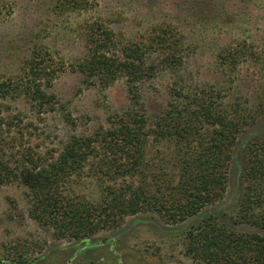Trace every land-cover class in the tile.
<instances>
[{"label": "trees", "instance_id": "1", "mask_svg": "<svg viewBox=\"0 0 264 264\" xmlns=\"http://www.w3.org/2000/svg\"><path fill=\"white\" fill-rule=\"evenodd\" d=\"M151 32L149 45L140 49L115 45L101 24L87 30V55L77 63L83 80L103 89L118 76L125 79L128 105L110 113L106 125L68 135L55 153L34 154L25 147L12 153L8 145L12 149V140L24 131L15 127L14 116H0V186L21 184L27 216L67 241L116 230L131 216L173 226L194 217L197 222L182 231L183 252L192 263L264 264V98L244 108L235 100L223 104L203 87L183 90L174 81L165 106L148 114L140 83L160 70H179L168 27L157 25ZM153 47L160 58L145 61ZM237 54L227 50L221 57L234 66L244 56ZM26 99L40 110L58 105L39 83ZM10 126L16 136L6 143L2 133ZM232 165L239 173L229 216L215 206L224 197ZM88 180L96 188L92 198L71 189ZM125 230L95 238L92 244L95 251L104 248L105 263L122 264L117 259L124 256L105 243ZM12 250L16 257L8 264H27L17 245Z\"/></svg>", "mask_w": 264, "mask_h": 264}, {"label": "rangeland", "instance_id": "2", "mask_svg": "<svg viewBox=\"0 0 264 264\" xmlns=\"http://www.w3.org/2000/svg\"><path fill=\"white\" fill-rule=\"evenodd\" d=\"M94 23L110 30L115 45L140 49L149 45L155 26L168 27L179 70H160L140 83V101L148 114L165 106L174 81L183 90L203 87L216 92L223 104L235 100L244 108L264 98V0H0V88L7 91L0 94V116H14L15 127L24 131L12 140V149L7 144L8 151L25 147L34 154L55 153L68 135L104 126L110 113L128 105L124 76L102 89L83 80L78 70ZM154 49L145 61L160 58ZM227 50L244 56L232 66L229 57H221ZM112 51L118 55L117 47ZM36 83L55 95V110L37 109L26 99ZM15 127L3 130V141L15 138ZM229 171L226 192L215 208L230 216L239 169L232 165ZM71 189L88 198L96 195L89 180ZM27 205L21 184L0 186V264L16 257L14 245L27 264H109L104 248L95 251L92 243L121 228L126 230L105 243L124 256L117 262L194 264L183 252L182 238L187 225L197 222L194 217L173 226L155 217L131 216L116 230L67 241L28 217Z\"/></svg>", "mask_w": 264, "mask_h": 264}]
</instances>
